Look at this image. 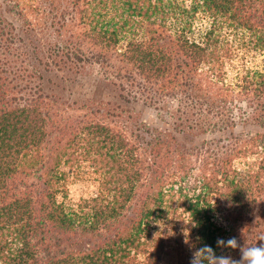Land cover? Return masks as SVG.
<instances>
[{"label": "trees", "instance_id": "16d2710c", "mask_svg": "<svg viewBox=\"0 0 264 264\" xmlns=\"http://www.w3.org/2000/svg\"><path fill=\"white\" fill-rule=\"evenodd\" d=\"M190 1L62 0L61 8L60 0H0V264H190L205 244L241 258L218 238L264 244V70L244 72L238 90L226 85L232 46L219 32L242 29L264 48V0ZM199 11L212 26L195 27ZM68 14L74 40L34 43L24 16L52 27ZM82 42L97 50L85 54ZM111 55L127 79L177 100L171 122L143 124L142 142L107 123L123 105L97 96L116 85L109 77L95 81L93 96L72 100L79 114L61 107L86 67ZM240 123L259 129L236 133ZM204 133L222 136L192 165L206 143L193 139ZM248 156L256 160L241 172L234 160ZM83 165L99 175L98 193L69 206L68 179ZM171 212L182 221L172 233L163 228Z\"/></svg>", "mask_w": 264, "mask_h": 264}, {"label": "rangeland", "instance_id": "374dc122", "mask_svg": "<svg viewBox=\"0 0 264 264\" xmlns=\"http://www.w3.org/2000/svg\"><path fill=\"white\" fill-rule=\"evenodd\" d=\"M21 1L29 2V0ZM14 2H17V0H7V3ZM186 2L189 4L191 3L190 0H186ZM48 3L47 5L49 6L50 4ZM60 4L61 8H63L62 0H60ZM55 5H57V2ZM50 6L51 8L54 7V5ZM113 11L115 14L114 9ZM70 16L72 15L68 14L67 17L64 18L65 22L63 23V26L60 25L61 23L58 24L57 20L59 18H55V25L52 27L50 26V21H48L46 24L41 23L42 21L38 22L31 15L24 16V18L25 20L32 22V25L30 26L34 29V36H36L34 43L40 44V47L43 49L50 38H54V40H62V42H66L67 39L74 40L73 35L78 32L77 20L76 18H70ZM195 18L196 28L201 26L203 28H209L213 25L212 18L202 11H199ZM60 21H62V19ZM55 30L57 31L55 32ZM219 32L223 41L228 42L232 46V56L227 60L225 65V84H232L233 87L238 90L239 87L234 85L239 83L240 76L244 72L264 70V48H257L254 46V43H252L254 37L242 29L227 28L220 30ZM124 42L125 40H122L120 45H123ZM81 47L87 55H89V51L97 50L86 42H82ZM110 59L111 60L105 66L98 64L87 66L85 74L83 77H81L82 86H79L81 89H78L77 87L75 94L73 93L72 95H70L69 92H64L63 94L65 101L63 102V105L61 104V107H63L69 114H79L81 110L78 109L77 106L71 104L72 100H75L76 98L80 100L85 96H93V90L99 88L100 86H95V81L101 80L104 77H109L111 80L116 82V85H110V87H107L105 91L98 93L97 96L100 94L101 98H104L105 100L106 98L108 100H116L123 105L122 111H117L118 114H116V116L106 115V117L108 116L106 118L107 123H109L111 126L124 130L129 138L142 142V127L145 128L143 124L146 122L153 126H160L163 122H171V118L174 115V110L177 107V100L171 96L157 93V91L151 88L149 90L142 89V83H144V81L139 76H137L135 81L127 79L125 75L129 74L126 72V69L124 70L123 64H121L114 55H111ZM78 92L81 93L80 96L82 97L76 95ZM108 93L109 95L106 96L105 94ZM222 97H227V99H231L232 97L237 106H247V101L240 95H222ZM65 102L70 103L72 106L68 107ZM229 106L230 108H233V105ZM257 129H259L258 126L253 127L251 125H242L240 123L235 132L246 134L249 131ZM220 136L222 135L219 133L198 134V136L193 139L194 141L198 142L196 144L199 145V143H204V141H206V143H204L202 152H197L195 150L190 156L191 164L197 165L199 162H201L202 157L206 155L204 151L211 148L213 150L215 148L214 145H210L211 139L219 138ZM255 160L256 156L238 158L234 160V165L242 172L251 166ZM99 180L100 178L98 174L91 173L88 167L83 165L77 174L74 173L73 176L71 175L69 177L67 182V197L65 199H60L64 200L69 206H75L82 199L93 197L98 193ZM191 183H194L193 179L191 180ZM170 198L167 200L169 206L172 208H178L177 214H180L182 208L178 207L177 203L174 201L177 199V197H174V199L171 198V201ZM169 216L170 221L167 223V225L164 223L163 228L172 233L182 227V221L179 215H173L172 212ZM216 219H220L219 215L216 217Z\"/></svg>", "mask_w": 264, "mask_h": 264}, {"label": "clouds", "instance_id": "9594fccd", "mask_svg": "<svg viewBox=\"0 0 264 264\" xmlns=\"http://www.w3.org/2000/svg\"><path fill=\"white\" fill-rule=\"evenodd\" d=\"M184 243L189 245L190 249L193 247L190 244L188 233L184 234ZM258 241H264V235H260ZM217 247L220 248H239L241 258L234 260L231 256H217L213 248L207 244L202 247L196 248L192 252L190 264H264V244L260 246H241L235 237H231L227 240L222 238L217 239Z\"/></svg>", "mask_w": 264, "mask_h": 264}]
</instances>
